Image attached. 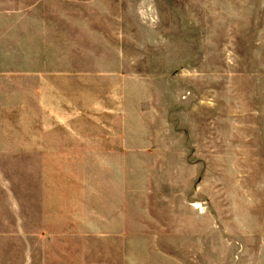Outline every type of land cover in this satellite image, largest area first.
<instances>
[{
	"label": "rangeland",
	"instance_id": "rangeland-1",
	"mask_svg": "<svg viewBox=\"0 0 264 264\" xmlns=\"http://www.w3.org/2000/svg\"><path fill=\"white\" fill-rule=\"evenodd\" d=\"M44 14L0 57V264H264V0Z\"/></svg>",
	"mask_w": 264,
	"mask_h": 264
},
{
	"label": "crops",
	"instance_id": "crops-1",
	"mask_svg": "<svg viewBox=\"0 0 264 264\" xmlns=\"http://www.w3.org/2000/svg\"><path fill=\"white\" fill-rule=\"evenodd\" d=\"M49 4V0H0V57L3 54V50H5V54L12 55V48H14L13 54L16 55V48H17V39H18V23L19 17L24 18L26 27V36L27 39L34 36L36 34L38 39L43 41V33H44V24L48 22L47 14H44V6ZM19 8H24V16L22 15V11H19ZM41 9V10H40ZM35 26V27H34ZM8 51V52H7ZM1 62V60H0ZM4 69L0 67V115L2 113V102H3V95H1V89L5 87H9L11 89L12 85H5L3 80L1 79ZM11 71V70H9ZM121 204L120 208L118 209L119 216L122 219L121 227L115 228V231H119L123 233L121 236L124 238V232L128 231L129 228H126L125 219L128 218V214L126 212V207L129 206V194L124 195V177H121ZM126 188V191H128ZM125 196V197H124ZM100 202L105 203L106 212L99 213L100 216H105V224L107 222V216H109L108 208H111L110 201L100 200ZM108 211V212H107ZM95 213V211L92 210ZM98 214V213H96ZM98 216V215H97ZM108 225V224H106ZM107 228V227H106ZM93 229V228H92ZM96 230H98L96 228ZM102 231V230H101Z\"/></svg>",
	"mask_w": 264,
	"mask_h": 264
}]
</instances>
